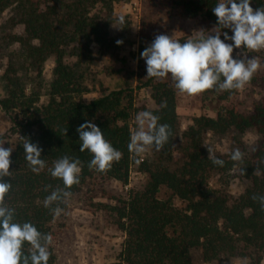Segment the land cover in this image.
Returning <instances> with one entry per match:
<instances>
[{
	"label": "trees",
	"instance_id": "1",
	"mask_svg": "<svg viewBox=\"0 0 264 264\" xmlns=\"http://www.w3.org/2000/svg\"><path fill=\"white\" fill-rule=\"evenodd\" d=\"M54 2L53 5L50 3ZM112 2V1H111ZM148 8L154 12L168 9L181 18H200L209 27L217 26L212 8L218 0H149ZM101 5L110 12V0H0V14L14 8L24 33L10 34L9 44H19L23 54L21 68L27 72L42 73L48 59H55L54 80L50 98L40 104L38 93H27L17 65L7 72V94L0 95V108L11 121L9 135L17 142L11 154V175L5 181L11 184L5 194V206L14 209V221L30 222L42 234H51L48 246V264H57L54 245L58 239L55 230L57 216L53 210H64L68 198L84 190L97 187L98 182L114 178L129 184L134 154L129 151L135 95L132 87L103 93L89 101L85 84V66L92 64L93 45L104 53L118 45L110 35L112 20L93 15ZM255 10L264 7V0H252ZM99 12V11H98ZM145 30L143 35L146 37ZM186 39H180L183 43ZM72 57L76 62H72ZM143 59L141 63L143 64ZM150 87L157 108L151 113L159 117V124L171 129L169 142L156 156L143 162V172L148 175L144 187H133L120 205L110 207L118 217V225L125 234L124 249L115 264H193L192 253L202 252L203 259L213 262L222 256L246 257L254 255L252 264H262L264 259V210L253 197L264 196V104H256L250 111L227 106L236 90L211 89L201 93L212 104H219L216 115H201L193 119L178 141L180 121L177 113V89L171 78L156 81L149 78L143 84ZM143 86H139L142 88ZM164 102L166 107H161ZM91 121L104 133V137L123 156L105 172L89 168L92 155L81 152L77 128ZM230 130L247 131L259 135V147L252 159L242 158L240 176L249 187L239 196L231 187H218L215 178L234 169L231 157L212 155L223 160V167L214 165L205 147L208 134L223 135ZM26 139L42 149L45 168L36 174L25 159L23 143ZM180 151V159L175 153ZM67 156L79 159V183L70 189L63 181L53 178L49 169L54 161ZM142 164V163H141ZM70 192L68 197L45 207V200L53 191ZM168 190L172 198L164 199L161 193ZM30 246L25 243L24 254ZM254 253V254H253Z\"/></svg>",
	"mask_w": 264,
	"mask_h": 264
},
{
	"label": "rangeland",
	"instance_id": "2",
	"mask_svg": "<svg viewBox=\"0 0 264 264\" xmlns=\"http://www.w3.org/2000/svg\"><path fill=\"white\" fill-rule=\"evenodd\" d=\"M112 1V2H111ZM113 10L98 5L92 11L93 15H99L104 19H111L110 35L116 41H122L121 45L107 53H104L98 45H93L94 60L87 69L85 66V84L89 93L84 99L89 101L100 97L103 93L113 90L132 87L135 95V105L130 124L132 129L136 127L135 116L139 112H152L157 108L150 87L143 84L146 78V63H141V53L150 46L157 35L175 36L178 40L188 39L194 31L203 29L211 32L215 27L207 26L200 18H181L168 9H160L152 12L149 8V0H110ZM51 5L54 2L51 1ZM99 11V12H98ZM124 17V23L119 24L118 18ZM18 14L14 8H9L0 14V95L7 94V72L10 65H17L18 76L23 77L27 93L35 92L40 96V104H45L50 98V86L54 80L55 59H48L41 74L27 72L21 68L23 54L18 49L19 44H9L10 34L24 33V26L18 22ZM116 27V28H115ZM120 28V29H118ZM145 30L146 37L143 35ZM220 31V29H217ZM229 36L232 32L223 29ZM209 33H204L208 35ZM221 39L224 37L221 35ZM225 43H232L231 40ZM246 49L240 48L233 51L234 59H243ZM247 58H256L258 68L255 70L250 82L243 89L236 90L231 100L225 103L227 106H236L242 111H250L256 104H264V49L259 51L248 50ZM72 62L76 58L72 57ZM170 78V76H169ZM157 82L162 79H155ZM143 86L139 88V86ZM219 104L208 102L202 94L188 96L177 91V113L180 121V130L177 140H182L183 132L193 119L201 115H216ZM11 121L9 115L0 108V135H9ZM5 148H15L17 137L12 136L4 140ZM260 137L257 133L247 131L241 133L230 130L223 135L208 134L205 139V147L211 150V155L231 157L234 150L239 149L243 158L252 159L259 147ZM13 153V151H12ZM156 156L153 149L142 156L134 155V164L131 167L129 184H125L114 178L98 182L97 187L88 186L76 195L68 198L67 207L57 216L55 230L58 239L54 245L57 264H115L119 263V256L124 249L125 234L118 225L116 212L110 207L120 205L117 201L128 196L133 187H144L148 182V175L143 172V159L150 161ZM180 159V151L175 153V160ZM142 163V164H141ZM233 170L223 176L215 178L218 187H231L234 196L243 194L249 182L240 176V162H236ZM164 199L172 198V193L164 190L161 193ZM110 206V207H106ZM246 257L222 256L220 259L207 262L203 259L202 252L195 250L192 253L193 264H252L254 255L251 252ZM254 254V253H253ZM262 264H264V259Z\"/></svg>",
	"mask_w": 264,
	"mask_h": 264
},
{
	"label": "clouds",
	"instance_id": "3",
	"mask_svg": "<svg viewBox=\"0 0 264 264\" xmlns=\"http://www.w3.org/2000/svg\"><path fill=\"white\" fill-rule=\"evenodd\" d=\"M251 3L252 0H218L212 8L217 17V26L211 32L203 29L194 31L183 43L175 36L157 35L141 53L146 63V78L159 80L170 76L179 93L188 96H196L211 89H243L259 66L256 58H247V51L264 49V7L254 10ZM117 22L123 24L124 17L120 16ZM223 29L230 30L232 35L229 36ZM228 40L232 43H225ZM116 43L121 45L123 42L118 40ZM242 46L246 49L244 58L234 59V48L240 49ZM161 107H166V104L162 102ZM158 121L159 117L149 111L136 114V127L131 132L128 145L129 151L135 156H142L153 148L161 151L169 142L170 126L159 124ZM76 131L81 142L79 150L92 155L90 169L105 172L122 159L123 154L105 139L104 133L93 122H85ZM5 143L0 139V264H48V246L53 239L51 234H42L30 222H15L14 209L5 206V194L11 184L4 178L11 175L10 157L13 151L12 147L5 148ZM23 149L31 171L39 174L46 166L41 158L42 149L29 139L23 143ZM208 152L212 163L223 167L224 161L213 157L210 149ZM242 158L239 149L231 154L233 161L239 162ZM80 165L79 159L64 156L54 161L49 171L53 178L61 179L65 187L70 189L79 183ZM70 195V192L53 191L46 198L45 207L61 200L62 196L66 198ZM253 199L258 200L264 210V196H254ZM62 211L59 207L55 208L54 216H59ZM25 243L30 246L27 255L23 251Z\"/></svg>",
	"mask_w": 264,
	"mask_h": 264
}]
</instances>
